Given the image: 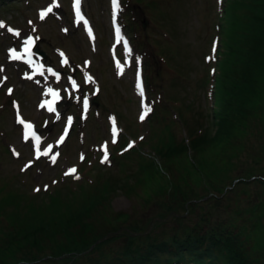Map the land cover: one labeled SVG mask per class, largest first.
Segmentation results:
<instances>
[{
    "label": "rangeland",
    "instance_id": "rangeland-1",
    "mask_svg": "<svg viewBox=\"0 0 264 264\" xmlns=\"http://www.w3.org/2000/svg\"><path fill=\"white\" fill-rule=\"evenodd\" d=\"M126 1L130 8L119 3L117 9L111 0H83L85 20L77 22L70 13V0H0V187L5 181L9 184L4 191L18 187L29 195L37 192L36 202L44 205L49 200L40 195L46 185L52 190L84 184L83 195L77 198L83 200L92 194L89 183L102 174L134 185L133 191L117 188L112 193L114 212L137 210L146 221L155 215L154 205L143 202L149 188L133 182L140 158L127 151L128 145L147 155L166 138L157 137L163 125H169L176 139L186 138L185 131L198 132L201 124L209 126L223 0ZM132 21L135 28L126 29ZM116 22L125 28L127 49L115 43L112 23ZM84 25L92 28L91 36ZM30 38L52 57L61 74L45 70L22 77L29 67L13 56ZM59 57L66 62L59 63ZM85 94L89 100L96 97L83 112L80 101ZM33 123L36 132L26 134V126ZM253 131L247 140L255 145ZM65 132L69 133L64 136ZM258 151L259 145L227 160L222 152L218 167L231 168L226 182L238 173V164L245 166L246 158L252 161ZM211 152L205 154L208 163L214 158ZM111 153L117 157L111 159ZM198 156L200 160L204 152ZM54 178L57 181L51 183ZM257 185L251 186L254 201Z\"/></svg>",
    "mask_w": 264,
    "mask_h": 264
},
{
    "label": "trees",
    "instance_id": "trees-1",
    "mask_svg": "<svg viewBox=\"0 0 264 264\" xmlns=\"http://www.w3.org/2000/svg\"><path fill=\"white\" fill-rule=\"evenodd\" d=\"M218 20L209 126L176 139L163 125L157 137L166 138L149 154L131 148L140 158L133 182L149 188L143 202L155 215L111 209L117 188L133 191L129 180L100 174L83 200L84 184L61 185L41 193L44 205L37 192L4 191L5 181L0 264H264V0H223ZM258 145L226 182L231 168L218 167L220 154L227 160Z\"/></svg>",
    "mask_w": 264,
    "mask_h": 264
},
{
    "label": "snow or ice",
    "instance_id": "snow-or-ice-1",
    "mask_svg": "<svg viewBox=\"0 0 264 264\" xmlns=\"http://www.w3.org/2000/svg\"><path fill=\"white\" fill-rule=\"evenodd\" d=\"M78 2H79V0H78ZM115 2H116V0H113V3H115ZM116 31L119 32L120 29L117 28ZM70 79H71V78H70ZM72 83H73V87L75 88V87H76V82L73 80ZM76 99L79 100V99H81V98H80V97H77ZM83 104H84V108H85V110H87V108H88V104H89V100H88V96H87V94H85L84 97H83ZM145 115H147V113H145ZM145 115H141V116H140V119H141V120H144V119H145ZM69 122H71V117H69ZM128 147L131 148V147H132V144H129ZM104 160H105V161L108 160V156H107V155H105ZM72 171L75 172V169H73ZM44 190H45V191L48 190V186H47V185L45 186V189H44ZM36 191H40V189L37 188Z\"/></svg>",
    "mask_w": 264,
    "mask_h": 264
},
{
    "label": "bare ground",
    "instance_id": "bare-ground-1",
    "mask_svg": "<svg viewBox=\"0 0 264 264\" xmlns=\"http://www.w3.org/2000/svg\"><path fill=\"white\" fill-rule=\"evenodd\" d=\"M50 94V93H49ZM41 100V99H40ZM39 103V102H38ZM42 103H43V101H42ZM40 104V103H39ZM43 107V106H42Z\"/></svg>",
    "mask_w": 264,
    "mask_h": 264
}]
</instances>
